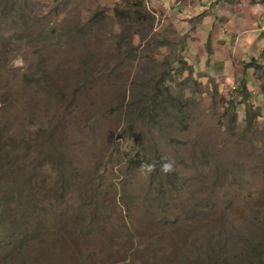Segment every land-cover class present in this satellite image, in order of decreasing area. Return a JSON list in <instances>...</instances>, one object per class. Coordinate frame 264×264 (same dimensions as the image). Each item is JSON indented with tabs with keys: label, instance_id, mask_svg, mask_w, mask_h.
Returning <instances> with one entry per match:
<instances>
[{
	"label": "rangeland",
	"instance_id": "1",
	"mask_svg": "<svg viewBox=\"0 0 264 264\" xmlns=\"http://www.w3.org/2000/svg\"><path fill=\"white\" fill-rule=\"evenodd\" d=\"M237 1L0 0V264H264V70L181 35Z\"/></svg>",
	"mask_w": 264,
	"mask_h": 264
},
{
	"label": "crops",
	"instance_id": "2",
	"mask_svg": "<svg viewBox=\"0 0 264 264\" xmlns=\"http://www.w3.org/2000/svg\"><path fill=\"white\" fill-rule=\"evenodd\" d=\"M220 4L224 5L221 1ZM229 6L232 9L237 7L239 11L236 12L235 20L227 19V23H224L225 20L218 15L220 10L212 5V8L206 12H200L198 9L202 7V2H199L196 5L197 10L194 12L196 15L194 17H200L196 19V22H201L202 26L197 28L196 25H189L185 28L187 24L185 22L181 28V35L195 46L205 43L206 52L211 55L212 65H215L216 70H237L241 66L251 67L253 62L247 60L246 56L254 59L258 57L259 61H257L261 63L260 70H264V15L262 16L264 0H238ZM172 8L173 11L169 13L174 14L177 9ZM199 56L207 58L206 55ZM209 69H211V64L206 67L207 71Z\"/></svg>",
	"mask_w": 264,
	"mask_h": 264
},
{
	"label": "clouds",
	"instance_id": "3",
	"mask_svg": "<svg viewBox=\"0 0 264 264\" xmlns=\"http://www.w3.org/2000/svg\"><path fill=\"white\" fill-rule=\"evenodd\" d=\"M14 66L22 67L23 61L21 59H17L13 61ZM164 162L161 164L160 170L164 174H168L174 171V161L168 160L166 157L162 158ZM156 165L155 163H141L139 171L142 175H148L155 171Z\"/></svg>",
	"mask_w": 264,
	"mask_h": 264
}]
</instances>
